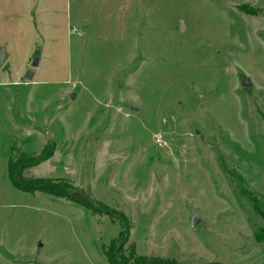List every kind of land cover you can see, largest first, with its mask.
<instances>
[{
    "label": "rangeland",
    "instance_id": "1",
    "mask_svg": "<svg viewBox=\"0 0 264 264\" xmlns=\"http://www.w3.org/2000/svg\"><path fill=\"white\" fill-rule=\"evenodd\" d=\"M0 12V264H108L122 216L138 255L264 264V0ZM44 148L24 176L69 182L96 212L11 185L9 160Z\"/></svg>",
    "mask_w": 264,
    "mask_h": 264
},
{
    "label": "trees",
    "instance_id": "2",
    "mask_svg": "<svg viewBox=\"0 0 264 264\" xmlns=\"http://www.w3.org/2000/svg\"><path fill=\"white\" fill-rule=\"evenodd\" d=\"M37 55V54H35ZM38 56V55H37ZM44 148L39 155L33 157H18L17 159H10L7 165L8 179L11 185L23 192L32 193L40 191L63 197L77 205H80L92 212H96L98 203L90 198L82 190L75 188L69 182L51 183L48 180L40 177H26L23 171L31 166L37 165L50 155ZM120 230L115 241H110L109 246L105 247L103 253L108 264H184L178 262L174 258H163L159 256H145L138 255L135 248L130 245L123 249L124 244L129 238V222L123 216L118 220ZM118 242V246L115 243ZM204 264H223L221 262H208Z\"/></svg>",
    "mask_w": 264,
    "mask_h": 264
},
{
    "label": "water",
    "instance_id": "3",
    "mask_svg": "<svg viewBox=\"0 0 264 264\" xmlns=\"http://www.w3.org/2000/svg\"><path fill=\"white\" fill-rule=\"evenodd\" d=\"M6 59H7V52L5 51L4 48H0V67L4 64ZM39 62H40V60H39V57L37 55H34L31 58V61L29 63V67L27 68V70L25 71V74L23 76V79L25 81H30L31 80V78L34 75L35 68L38 67ZM241 85L242 86H249L250 82H249V80L247 78L243 77L242 80H241ZM71 98H73V96H71ZM196 222H197V216L194 214L192 216V219H191V224L195 225Z\"/></svg>",
    "mask_w": 264,
    "mask_h": 264
},
{
    "label": "crops",
    "instance_id": "4",
    "mask_svg": "<svg viewBox=\"0 0 264 264\" xmlns=\"http://www.w3.org/2000/svg\"><path fill=\"white\" fill-rule=\"evenodd\" d=\"M2 0H0V2H1ZM39 1H42V0H39ZM22 2H24L25 3V5H26V8H28V6L30 5V4H32V2H33V0H22ZM0 16H1V12H0ZM1 18V17H0ZM7 59H8V54H7ZM6 59V60H7ZM5 60V61H6ZM35 70H36V68H35Z\"/></svg>",
    "mask_w": 264,
    "mask_h": 264
}]
</instances>
